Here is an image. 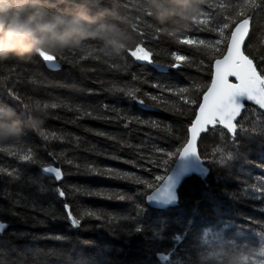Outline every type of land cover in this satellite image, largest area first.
<instances>
[{"label": "trees", "instance_id": "trees-1", "mask_svg": "<svg viewBox=\"0 0 264 264\" xmlns=\"http://www.w3.org/2000/svg\"><path fill=\"white\" fill-rule=\"evenodd\" d=\"M207 2L216 3L217 0ZM128 3L129 0H105L106 6L110 8L125 9ZM206 7L207 4L202 6ZM251 15V34L246 45L254 55L259 56L264 53V7L253 10ZM144 21L146 25L156 26L152 17H145ZM168 30L177 31L179 28ZM140 31L148 34L145 43L159 53L153 58L154 64L135 61L127 53H123V59L106 57L98 41H86L82 48L67 50L57 56L58 67L55 71L48 70L38 55L24 60L10 58L0 61V102L16 110L17 115L12 119L19 121L22 130L18 144L0 143V148L14 151L22 148L24 152L32 149L37 160V163L21 161L18 156L0 151V168L8 171L15 169L19 173L15 178L0 173V222L8 225L6 231L0 233V261L4 264H79L81 258L89 259L92 264H104L105 261L147 264L148 257L143 245L136 237L127 236L128 225L122 220V217L132 213V202L108 198L117 194L133 195L138 186L131 180L110 178L106 174L91 172L88 168V165H94L100 173L113 169L119 173L131 172L151 178L132 164L125 163L133 153L127 149L122 151L119 140L107 137L122 138L123 141L138 144L145 139V134H150L157 137V142L163 146L166 139H171L166 131L168 128L174 134L180 128L186 130L187 125L182 123L186 118L176 115L171 103L154 106L155 102L145 93L158 94V90L151 87L152 83L179 85L187 82L189 74H195L194 67L160 71L154 66L167 65L171 62L172 51L187 46L177 45L169 37H164L158 43L152 41L151 29L145 26H141ZM133 77L136 79L133 80ZM210 78L207 70L200 74L204 83H209ZM33 80L36 83H32ZM13 87L22 101L19 105L9 92ZM120 87L126 91L140 88L137 96L144 99L147 106L116 91ZM164 96L167 98L169 94L164 93ZM52 103L58 107L45 109L47 115L38 130L25 127V117L32 105L39 104L43 108L44 104ZM25 104L29 107L25 108ZM105 105L109 108L107 113L104 111ZM245 107L254 108L248 104ZM86 112H92V115H85ZM117 113L124 118L155 121L159 129L136 123L130 129H125L123 121L115 119ZM103 115L111 116L112 119L96 118ZM243 115L244 119L240 123L251 129L256 117L250 116L248 112ZM98 133H106L107 136ZM45 136L49 138L45 139ZM241 139H245V160L234 161L229 165H206L211 167L206 181L198 175L187 180L179 190V203L174 208L155 210L154 216L168 220L171 230L178 227L184 217L197 214L215 218L217 212L237 226L243 225L245 229L251 228L257 233L264 229V204L241 196L240 192L246 185L238 182H254L256 177L264 173V167H261L264 164V143L260 137L246 139L241 136ZM199 148L209 161L226 158L233 150L230 137L222 139L218 133L215 137H205ZM49 153L54 154L55 162ZM68 160L73 163L68 164ZM47 164L64 171V179L59 183L68 193L66 200L74 206L75 215L81 218L79 227H73L65 218L66 213H62L58 196L52 197L48 192H41V188L52 187L57 183L42 175V165ZM218 175L222 177L219 181ZM207 185H211L214 199L201 201L197 209V200ZM88 192L102 195H87ZM52 211L55 218L53 214H46ZM88 211L100 213L102 218L98 220L94 216L83 215ZM233 234L228 233L230 237ZM122 248L126 254H122ZM167 250L166 242L160 245L162 253Z\"/></svg>", "mask_w": 264, "mask_h": 264}, {"label": "snow or ice", "instance_id": "snow-or-ice-1", "mask_svg": "<svg viewBox=\"0 0 264 264\" xmlns=\"http://www.w3.org/2000/svg\"><path fill=\"white\" fill-rule=\"evenodd\" d=\"M205 4L207 7L202 8ZM261 7H264V0H260V3H257V0H225V2L217 0L216 3L202 0L196 14L177 31L146 25L144 19L133 18L131 30L138 33V36L124 53L135 61L154 64L153 58L159 53L154 52L153 48L145 43L148 34L140 31V27L145 26L151 29L152 41L158 43L164 37H169L177 45L187 46L172 51L171 62L167 65L155 64L157 69L167 71L195 68V74H189L187 82L179 85H162L155 82L151 87L157 89L158 94L145 93L155 102L154 106L171 103L175 114L186 118L182 122L187 125L186 130L180 128L174 134L173 130L168 128L166 131L171 139L170 141L166 139L163 146L157 142V137L150 134H145V139L138 144H131L123 141L122 138L107 137L111 140H119L122 151L127 149L133 153L132 157L124 161L125 163L132 164L134 168L147 173L151 178L131 172L119 173L113 169L100 173L94 165H88L91 172L106 174L110 178L131 180L138 186V190L133 195L117 194L108 198L132 202V213L122 217V220L128 225L127 236L136 237L143 245L148 257L147 264H160L161 261L164 264H264V229L258 233L251 228L245 229L243 225L237 226L231 220L224 219L221 212H217L215 218H205L197 214L184 217L180 220L179 226L171 230L168 220L154 216L155 210L167 209L179 203V188L186 177L198 175L206 181L211 172V167L206 165H229L234 161L245 160L246 155L243 152L245 139H241V136L246 139L260 137L261 142L264 143V53L259 56L254 55L246 45L252 20L251 13ZM125 9L133 13L140 10L139 0H129ZM144 17H151V13L145 11ZM101 51L106 57H112L108 50L101 49ZM38 56L48 67L52 69L58 67L57 56L44 52L39 53ZM81 58L86 59V57ZM120 58L123 59V55ZM205 70L210 73L209 83H204L200 79V74ZM135 79L136 77H133V80ZM31 82L36 83L35 80ZM116 91L123 92L133 100H137L139 104L147 106L145 100L137 96L140 88H130L126 91L125 88L120 87L116 88ZM9 92L17 100L18 105L22 103L14 87L9 89ZM164 93H168L169 96L166 98ZM245 102H251L255 107L246 109ZM24 107L28 108L29 105L25 104ZM37 107L40 105L37 104ZM49 107L56 108L58 105L55 103L43 105L44 109ZM104 111L105 113L109 111L107 105L104 106ZM245 112L256 117L251 129L245 128L240 123L244 119ZM85 115L91 116L92 112H86ZM96 118L112 119L108 115ZM115 119L123 121L125 129H130L133 123L147 124L159 129L155 121L124 118L118 113ZM217 133L222 139L230 137L233 150L226 158L209 161L201 152L199 142L208 136L215 137ZM98 134L107 136L106 133ZM48 138L45 136V139ZM9 142L18 144V138ZM0 151L18 156L21 161L37 163L32 149L24 152L22 148L19 151L0 148ZM49 157L55 162L53 153H49ZM67 163L72 164L73 161L68 160ZM261 167H264V164ZM42 172L51 174L52 179L57 183L52 187L41 188V192H48L52 197L58 196L62 203V213H66L65 218L73 227H79L81 218L75 215L74 206L66 200L68 193L59 183L64 179V171L53 164H47L42 165ZM0 173H6L13 178L19 175L15 169L8 171L0 168ZM221 178L218 175L217 181ZM238 182L246 185L240 192L241 196L264 204V173L256 177L254 182L242 180ZM86 194L102 195L92 192ZM213 199L211 185H207L206 190L197 200V209L201 201ZM46 214H53L54 217V211ZM83 215L94 216L98 220L102 218L100 213L94 211L85 212ZM7 227L6 223L0 222V232ZM229 232L234 234L230 237ZM165 242L168 250L162 253L160 245ZM121 252L126 254L123 248ZM0 264L4 262L0 261ZM79 264H92V261L81 258ZM104 264H123V262L105 261Z\"/></svg>", "mask_w": 264, "mask_h": 264}, {"label": "clouds", "instance_id": "clouds-1", "mask_svg": "<svg viewBox=\"0 0 264 264\" xmlns=\"http://www.w3.org/2000/svg\"><path fill=\"white\" fill-rule=\"evenodd\" d=\"M202 0H139L140 10L108 7L105 0H0V61L20 60L44 52L59 56L86 41H98L113 57H121L135 42L134 17L150 12L156 26L179 28L186 24ZM27 111V109H25ZM16 110L0 102V143L21 135ZM47 115L32 105L25 127L38 130ZM200 144V143H199Z\"/></svg>", "mask_w": 264, "mask_h": 264}, {"label": "water", "instance_id": "water-1", "mask_svg": "<svg viewBox=\"0 0 264 264\" xmlns=\"http://www.w3.org/2000/svg\"><path fill=\"white\" fill-rule=\"evenodd\" d=\"M250 34H251V23H250V32H249V36L246 38V43H247V41L249 40ZM43 62H44V61H43ZM44 64H45V66H46V68H47L48 70H53V71H55V70L57 69V68L52 69V68L48 67L47 64H46L45 62H44ZM245 104H248V105L254 106V105L251 104V102H245ZM254 107H255V106H254ZM199 143H200V142H199ZM41 173H42V175H44V176L47 177V178H52L51 174L43 173L42 170H41ZM193 176H195V175H191V176H189V177H186V178L184 179V181L182 182V185H183L187 180H189L190 178H192ZM182 185H181V187H182ZM181 187H180V188H181ZM180 188H179V190H180ZM175 206H176V205H175ZM175 206H169L167 209H169V208H174ZM157 210H166V209H157ZM4 231H6V229H5ZM4 231H3V232H4ZM3 232H0V233H3Z\"/></svg>", "mask_w": 264, "mask_h": 264}, {"label": "bare ground", "instance_id": "bare-ground-1", "mask_svg": "<svg viewBox=\"0 0 264 264\" xmlns=\"http://www.w3.org/2000/svg\"><path fill=\"white\" fill-rule=\"evenodd\" d=\"M208 208V207H207Z\"/></svg>", "mask_w": 264, "mask_h": 264}, {"label": "rangeland", "instance_id": "rangeland-1", "mask_svg": "<svg viewBox=\"0 0 264 264\" xmlns=\"http://www.w3.org/2000/svg\"><path fill=\"white\" fill-rule=\"evenodd\" d=\"M201 142V141H200Z\"/></svg>", "mask_w": 264, "mask_h": 264}]
</instances>
